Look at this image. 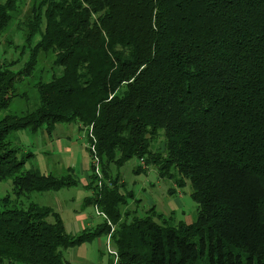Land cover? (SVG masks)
<instances>
[{
    "label": "trees",
    "instance_id": "trees-1",
    "mask_svg": "<svg viewBox=\"0 0 264 264\" xmlns=\"http://www.w3.org/2000/svg\"><path fill=\"white\" fill-rule=\"evenodd\" d=\"M18 5L0 3V37ZM21 27L29 55L16 73L25 48L0 63V112L40 54L61 73L39 86L33 111L0 119V179L14 177V196L75 182L24 170L9 136L75 123L90 129L93 172L137 159L180 178L197 219L120 223L116 180L88 202L106 222L71 237L48 207L4 198L0 264H66L64 251L101 236L118 264H264V0H42Z\"/></svg>",
    "mask_w": 264,
    "mask_h": 264
},
{
    "label": "rangeland",
    "instance_id": "rangeland-1",
    "mask_svg": "<svg viewBox=\"0 0 264 264\" xmlns=\"http://www.w3.org/2000/svg\"><path fill=\"white\" fill-rule=\"evenodd\" d=\"M4 1L0 0V3ZM41 1L17 0L19 4L17 11L0 37V63L4 61L5 64H9L10 61L18 59L17 55L21 54L23 48L26 50L23 54L26 57L14 69L15 73L29 55L21 24L28 18L31 19L32 13L41 5ZM54 61L55 56L51 52L37 57V64L31 76L19 79L15 83L14 97L9 107L0 112V119L5 116L22 117L24 113L36 108L39 102V86L49 82L52 77H59L61 73L54 66ZM89 136L90 129L82 128L75 123L57 124L50 135L44 128L37 133L16 132L10 135L8 141L11 148L19 157L26 159L24 170L37 169L43 175L74 181L75 184L65 186L59 191L14 196L12 185L14 177L0 179V211L6 206L4 198L11 199L13 205L17 203L19 208L30 203L46 206L58 214L66 234L77 237L84 232H92L98 225L106 222L100 208L88 202L94 199L95 189L109 185L111 187V183L117 180L121 186L119 194L127 204L119 209L120 223L131 222L136 216L144 217L149 212L147 215H152L154 222L164 221L171 227L181 222L190 224L196 221L197 205L191 198L192 189L188 182L184 185L180 183L178 181L182 180L180 178H177V182L161 179L154 167L147 168L137 159L127 161L119 170H116L113 164H105L102 168L97 162L93 172L91 169L94 162L90 157L92 151L88 143ZM152 143L153 150L158 149L165 158L167 153L164 151L162 138ZM170 172L174 173L172 169ZM114 248L110 239L101 236L67 249L63 253V260L66 264H118Z\"/></svg>",
    "mask_w": 264,
    "mask_h": 264
}]
</instances>
